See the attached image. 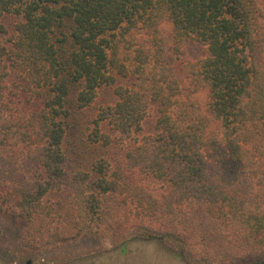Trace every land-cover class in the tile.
<instances>
[{"label":"trees","instance_id":"1","mask_svg":"<svg viewBox=\"0 0 264 264\" xmlns=\"http://www.w3.org/2000/svg\"><path fill=\"white\" fill-rule=\"evenodd\" d=\"M65 188L72 239L111 208L188 264H264V0H0V214L35 236Z\"/></svg>","mask_w":264,"mask_h":264},{"label":"rangeland","instance_id":"2","mask_svg":"<svg viewBox=\"0 0 264 264\" xmlns=\"http://www.w3.org/2000/svg\"><path fill=\"white\" fill-rule=\"evenodd\" d=\"M161 28L167 36L168 45L172 44V24L164 21ZM204 52L202 46L190 43L186 48V58H200ZM196 96L205 106L206 91L198 92ZM112 99L115 98L110 92H102L89 118L96 116L101 104ZM151 111L144 120L139 136L154 131L156 113ZM155 189L160 191L161 184L156 183ZM71 194V189L65 188L49 196L50 222L35 236L25 237L27 230L17 213L0 214V264H28L29 260L30 264H188L169 241L127 239L132 230L130 224H126L127 217L111 208L108 209L112 219L111 228L105 224L98 233L84 232L72 239L76 232L73 228L75 209ZM49 235H57L58 238L61 235L65 240L43 244Z\"/></svg>","mask_w":264,"mask_h":264},{"label":"water","instance_id":"3","mask_svg":"<svg viewBox=\"0 0 264 264\" xmlns=\"http://www.w3.org/2000/svg\"><path fill=\"white\" fill-rule=\"evenodd\" d=\"M27 263H28V264H30V263H31V261L29 260Z\"/></svg>","mask_w":264,"mask_h":264}]
</instances>
